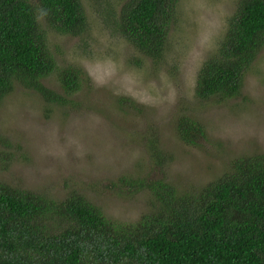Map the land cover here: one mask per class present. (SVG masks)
I'll use <instances>...</instances> for the list:
<instances>
[{"label": "trees", "instance_id": "16d2710c", "mask_svg": "<svg viewBox=\"0 0 264 264\" xmlns=\"http://www.w3.org/2000/svg\"><path fill=\"white\" fill-rule=\"evenodd\" d=\"M178 1L104 0L106 22L159 63ZM88 25L82 0H0V103L19 85L51 105H70L84 71L58 65L49 33L80 35ZM263 48L264 0H237L216 50L199 69L196 98L222 103L238 96ZM53 75L61 92L45 83ZM126 100L120 97L121 104ZM176 133L199 145L205 127L181 112ZM145 143L162 172L171 153L154 131ZM18 157L0 131V167ZM119 180L129 193L148 196L147 210L134 221L109 218L77 189L56 198L0 178V264H264V153L234 158L200 186L180 187L165 176Z\"/></svg>", "mask_w": 264, "mask_h": 264}, {"label": "rangeland", "instance_id": "374dc122", "mask_svg": "<svg viewBox=\"0 0 264 264\" xmlns=\"http://www.w3.org/2000/svg\"><path fill=\"white\" fill-rule=\"evenodd\" d=\"M82 3L86 32L49 33L58 65L84 71L73 102L51 105L17 85L0 103V131L19 155L8 168L0 167L3 181L56 198L77 189L109 218L134 221L147 210L148 196L129 193L121 177L165 176L180 187L200 186L222 174L234 158L264 153V48L238 96L222 103L195 96L199 69L216 50L237 0H179L159 63L112 30L104 0ZM57 79L53 75L45 83L61 92ZM120 97L129 100L121 104ZM181 112L204 125L199 145L179 139ZM148 130L172 155L162 172L146 147Z\"/></svg>", "mask_w": 264, "mask_h": 264}]
</instances>
